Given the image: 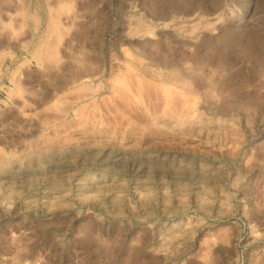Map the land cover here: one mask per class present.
Returning a JSON list of instances; mask_svg holds the SVG:
<instances>
[{
    "label": "rangeland",
    "instance_id": "rangeland-1",
    "mask_svg": "<svg viewBox=\"0 0 264 264\" xmlns=\"http://www.w3.org/2000/svg\"><path fill=\"white\" fill-rule=\"evenodd\" d=\"M0 264H264V0H0Z\"/></svg>",
    "mask_w": 264,
    "mask_h": 264
},
{
    "label": "bare ground",
    "instance_id": "bare-ground-1",
    "mask_svg": "<svg viewBox=\"0 0 264 264\" xmlns=\"http://www.w3.org/2000/svg\"><path fill=\"white\" fill-rule=\"evenodd\" d=\"M57 1V0H56ZM61 1V0H60ZM67 2V1H66ZM65 4V3H64ZM64 9H66V8H64ZM71 9V8H70ZM68 10V9H67ZM53 11V10H52ZM51 11V12H52ZM64 11V10H63ZM50 12V13H51ZM67 12H69V11H67ZM71 13V12H70ZM51 17V16H50ZM68 17H71L70 16V14H69V16ZM53 18V17H52ZM54 19V18H53ZM53 19H52V21H53ZM56 20L54 19V21L53 22H55ZM53 24V26H52V30H54L53 28H54V26L56 25V22H55V24L54 23H52ZM6 26V25H5ZM57 27V26H56ZM61 28V27H60ZM56 30V29H55ZM60 31V30H59ZM62 31V30H61ZM62 32H64V31H62ZM62 34V33H61ZM60 34V35H61ZM59 35V36H60ZM45 43H44V45L40 48V49H38L37 50V52H36V55L38 56V57H41V58H44V57H48V58H51L52 59V61H54V60H58V59H61L60 57L58 58V56H61V55H58V49H57V47L55 46L57 43H53V41H44ZM42 45V44H41ZM59 45V44H58ZM70 46V45H69ZM40 47V46H39ZM58 48H60V45H59V47ZM63 48V47H62ZM59 50H63V49H59ZM69 50V49H68ZM67 51V50H66ZM68 55V54H67ZM83 56V55H82ZM64 57V56H63ZM58 58V59H57ZM37 60V59H36ZM50 60V59H49ZM42 61H43V59H42ZM59 61V60H58ZM57 61V63H59ZM81 61V60H80ZM50 63H51V61H49ZM62 62V61H61ZM60 62V63H61ZM78 62V61H77ZM81 63V62H80ZM84 63V62H83ZM44 64V66H42V67H44L43 68V70L44 69H46L48 66H49V63H48V66H46V64L47 63H43ZM54 64V66H56L57 67V65H60V64H56V62L55 63H53ZM56 64V65H55ZM61 64H63V63H61ZM87 65V64H86ZM45 66H46V68H45ZM52 66V65H51ZM51 66H49V68L51 67ZM64 65H62V67H63ZM40 67V66H39ZM41 67V68H42ZM53 67V66H52ZM87 67V66H86ZM58 68H60V66L58 67ZM51 69V68H50ZM54 68H52L51 70H53ZM56 69V68H55ZM46 70H49V69H46ZM46 70H44V71H46ZM57 70V69H56ZM193 70V69H192ZM50 71V70H49ZM48 71V72H49ZM57 72V71H56ZM46 73V72H45ZM45 73H43L44 75H45ZM47 74V73H46ZM49 74H51L50 72H49ZM43 75V76H44ZM54 75H55V73H54ZM67 75V74H66ZM80 76V75H79ZM47 78V77H46ZM51 78V77H50ZM62 78V77H61ZM81 78V77H80ZM52 79V78H51ZM71 79H74V78H72L71 77ZM179 80H180V77L178 78ZM65 80H67V79H65ZM70 80V79H69ZM56 81V80H55ZM54 82V81H53ZM73 84V83H72ZM65 85V84H64ZM60 88V87H59ZM19 89V88H18ZM17 92V91H16ZM20 93V92H19ZM22 93V92H21ZM165 118V117H164ZM168 120V119H167ZM167 120H165L166 122H168ZM162 120H160L159 122L160 123H164V122H161ZM171 121V120H170ZM158 123V122H157ZM170 124V123H169ZM109 125V124H108ZM174 125H175V123H174ZM180 125V124H179ZM176 126V125H175ZM87 127V126H86ZM164 127H165V125H164ZM167 127V126H166ZM180 127V126H179ZM179 127H178V129H179ZM171 128H173V125L171 126ZM175 128V127H174ZM167 129H169V127L167 128ZM177 128H175V130H176ZM172 130V129H171ZM174 131V130H173ZM177 133V132H176ZM84 136V135H83ZM115 144V143H114ZM122 147V146H121ZM144 168V167H143ZM147 170V169H146ZM140 172V171H139ZM138 172V173H139ZM149 172V171H148ZM148 174V173H147ZM213 174V173H212Z\"/></svg>",
    "mask_w": 264,
    "mask_h": 264
}]
</instances>
